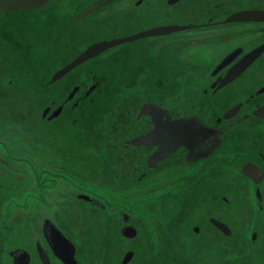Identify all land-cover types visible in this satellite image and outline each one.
<instances>
[{
  "label": "flooded vegetation",
  "instance_id": "1",
  "mask_svg": "<svg viewBox=\"0 0 264 264\" xmlns=\"http://www.w3.org/2000/svg\"><path fill=\"white\" fill-rule=\"evenodd\" d=\"M80 1L49 0L39 7L0 13V60L7 64L5 72L2 71L0 75V83L4 74H8V68H12L21 78L19 86L20 90L23 89L15 93L19 86H11L12 80L8 79L6 84L9 87L7 90L0 89V95H5L0 98H5L7 91L12 95L11 99L18 98L19 101L29 99V104L33 100L37 101L41 109L38 121H34L39 122L35 124L37 128L42 121L52 123L54 120L62 119L63 114H65L63 121L70 120L72 124L79 121L84 124L85 117L89 115L91 118L95 117L99 109L94 108L92 110L94 113H90L88 107L93 104L98 94L105 92L107 86L102 85L96 73L88 76L82 74V80L73 82L70 87H61L60 91L58 88L54 89V85L65 82L64 78L74 69L77 70L76 68L86 62H98L100 56L103 57L122 44L130 43L124 54H128V59H132L135 64L134 57L137 55L138 46L132 44L139 40L146 42L154 39L152 45L160 47L162 58L153 60L150 64H153L156 71L166 73L168 79L165 78L170 84L180 85L182 82L199 84L204 78V82L207 81L208 84L203 88L204 93L211 94L213 98L235 81L249 77L254 70L259 73V83L253 84L243 100L237 99L231 104L225 101L216 108V112L206 107L203 115L184 109L173 111L150 100L139 98L133 93L129 107H124L125 114L126 111L130 114L136 108L134 117L137 116L138 120L144 118V123L140 124L138 131L124 137L118 143L122 149L128 151L132 149L138 161L144 158L142 166H137L124 154L118 157L121 164L119 179L130 180L128 193L131 198L130 205L120 206V210H117L116 205L107 203L101 196L100 199L97 195L81 190L83 192L79 195L87 196L86 199L80 198L81 201L92 205L94 210L90 213L88 206L79 207L84 209L88 218L84 221L77 220L74 226L69 227L67 224L73 212L71 204H67V211H63L67 212L65 218L59 213L61 219L59 222L57 218L47 217L41 210L31 212L22 205L15 210L7 203V208L0 214V264H108L109 260L117 264H131L135 255L127 262H123L125 253L131 251L130 248L126 249L124 255H106L105 246L107 252L111 248L110 245L119 244V241L135 244L147 242L167 248L185 236L186 238L199 236L204 245L226 237L228 239L223 244L230 249L248 246V241L251 244L248 246L249 249L251 247L254 249L259 244L264 247V233L261 234L264 230V226L261 225V216L264 215V0L235 1V5L230 6H226L223 0H109L84 16L75 18L96 0H84L86 1L84 3ZM39 8L46 9V18L42 12L31 13ZM106 9L111 16H119L123 23L132 25L131 30L126 32L111 30L112 28L110 31L105 30L101 14ZM18 13L20 17L15 16ZM61 14L66 16L63 22L60 21ZM30 22L35 23L34 33L31 31ZM8 24H11L12 31H9ZM93 26L104 31L96 37H90L86 31L92 30ZM155 28L164 29L162 33L141 35L130 41L112 45L74 66L55 81L49 82L56 71L70 63L92 44L125 38ZM74 42L83 43L82 48L74 56L59 61V65L54 67L56 64L54 56L70 52ZM68 43L72 44L71 49H66L65 45ZM125 65L133 69L132 64ZM172 67L179 72L180 81L175 80L173 74H170ZM207 69L209 70L206 76ZM125 73L121 70L120 74L108 81L109 85L114 86L115 91L125 87L136 89L139 84L146 83L145 75L138 79ZM230 75L234 76L225 81L226 76ZM26 78L28 80H25ZM25 87H32L35 92L27 93ZM75 87L77 89L73 96L68 99ZM198 101L200 105L204 103L202 99ZM84 103L81 115L75 114L73 111L77 107L81 108ZM59 106L62 107L58 114L51 117ZM47 108L49 109L43 115ZM120 108L121 106L117 110ZM8 110L14 111L9 108ZM116 111L111 109L110 113ZM72 112L76 115L73 118L70 117ZM17 113L18 125L8 122L1 125L0 142L4 143L2 139L17 126L19 136L28 143L29 150L24 149L22 157L19 158L6 148L7 158L31 166L36 175L39 168L50 169V174H54L51 173L53 169L59 171L64 165L60 161L57 163L61 166L55 164L56 162L41 161L43 141L41 142L36 134L29 133L30 129L25 127L19 112ZM121 117L123 120L124 114ZM91 118H88L87 122ZM240 121L245 122V125H239ZM83 130L82 136L85 132ZM19 147L22 148L20 145ZM141 152L144 155H140ZM4 159L0 157V161L7 163ZM197 162L203 164L202 169L213 167V172L203 178L202 185L200 169L194 168ZM30 163H34L35 168ZM170 164L181 168L179 177L169 180V176H163L160 179L159 171ZM187 169L189 172H185ZM134 172H138L139 176ZM217 175L227 177L229 183L226 188L234 179L245 180L249 188L243 195L245 194L250 202H243L244 197L239 198V193H235L231 199L227 190L219 192ZM197 184L203 188L213 184L216 193L209 196L205 189H197L194 192ZM139 196L146 197L144 201L146 206L148 205L146 209L148 215L139 216L136 215L138 212L132 210L133 206L143 205L140 202L143 200L138 199ZM239 203L241 206L249 205L251 208L245 214L235 213L232 208L240 209ZM202 205L204 209L198 210L197 208ZM107 207L113 208L106 212L104 210ZM110 212L117 213L118 226L112 222L113 218L110 220L106 217ZM92 217L96 218L91 220ZM46 220L60 230L66 243L74 246L75 252L72 257L75 262L71 260L70 255H60L53 250L51 241L53 231L45 226L48 224ZM213 220L222 222L227 228L220 229ZM79 226H83V229ZM125 226L134 228L136 234L132 237L124 234ZM140 229L144 231L143 237H140ZM241 232L247 238L244 245L240 243H245ZM96 240L100 242L98 254H91L89 251L90 254L83 255L84 251L80 252L82 245L89 250L92 243L96 246ZM224 250L222 248L221 252ZM207 254L210 256L205 255V258H201L204 263L200 264H264V255L255 253L240 255V259L235 255L236 260L233 255H222L223 258L218 260L214 256L218 255L217 253ZM148 256L150 261L147 264H170V256L175 261L174 255ZM199 260L197 257L194 259L197 262ZM181 262L178 264H182Z\"/></svg>",
  "mask_w": 264,
  "mask_h": 264
},
{
  "label": "rangeland",
  "instance_id": "2",
  "mask_svg": "<svg viewBox=\"0 0 264 264\" xmlns=\"http://www.w3.org/2000/svg\"><path fill=\"white\" fill-rule=\"evenodd\" d=\"M235 1L254 2L258 0H223L226 6L235 5ZM64 2L69 4L66 1ZM80 2L84 3L86 1L81 0ZM40 12L44 14V18L47 17L45 15L46 9L39 8L38 10L31 11L32 14H38ZM108 12L109 11L106 9L101 14V20L104 23L105 30H109L110 28H112L111 30L121 32L131 30L132 25L129 26L128 24L123 23L124 21H121L119 16H111L112 14H109ZM15 16L20 17L21 15L18 13ZM65 18L66 16L61 14L60 21L63 22ZM30 23L32 28L31 31L34 33L36 28L35 23ZM8 27L9 31H12L11 24H8ZM103 31V29L93 26V29L86 31V33L90 37H96ZM153 40H148L146 42H140L139 40L137 43L132 44L138 46L137 55L134 57L135 64L131 61L132 59H128V54H124L125 50L130 47L128 46L130 43L122 44L115 49H112L103 57L100 56L98 62H86L81 67L76 68L77 70L74 69L73 72L69 73L68 76L64 78L65 82L54 85L53 88H58V91H60L61 87H70L73 82L82 80V74L88 76L90 74L93 75V73H96L100 77L99 79H101L103 86L107 85L105 92L98 94L95 97L93 104L91 103L89 105L90 107H88L90 113H94L92 111L94 108H96V110L99 109V111L95 117L91 118L90 115L89 117H85L84 124L81 121L76 124H72V121L70 120L68 122L63 121V118L65 117V114H63L62 119L59 118L52 123L42 121L37 128L35 124L39 122L34 121H38V115L40 116L41 109L39 103L33 100L32 103L29 104V99H24L23 101H19L18 98L15 100L11 99L12 95L6 91L7 96L2 99L0 98V127L6 122L18 125L19 118L17 112H19L20 119L25 123V127L30 129V131L28 130L29 133H31V135L36 134L40 137L41 142L43 141L40 151L41 161L47 163L56 162L55 164H59L57 162L60 161V163L64 165H62V167L59 164V166H61L59 171L53 169L54 171L51 173L54 174H50L48 169L39 168L37 176L31 166H27V164H23L14 159H8L6 156V148L10 153L19 158L22 157L24 149L29 150L27 148L28 143L20 138L18 127L15 126L14 131L16 132L11 131L6 138L2 139L4 143L0 142V157L3 159L5 158L4 160L7 162L4 163L3 161H0V214H3L2 211L7 208L6 204L10 203L11 209L16 210L22 205L31 212L34 210H41L47 217L52 219L57 218L60 222L61 219L59 213L64 216L67 213V204H71L73 212L70 215L69 223L67 225L72 227L76 224L77 220L84 221L88 218L87 213L83 211L84 209H79V207L84 208L85 205L88 206V208H90V213L94 210L92 205H88L87 202L81 201L79 194L83 191L90 192L92 195H97L98 197L101 196L107 203L116 205L117 208L115 209L117 210H120V206H129L131 200L128 196L130 180L119 179L118 172L121 171V164L118 162V157L124 154L125 156H128L130 160L134 161L137 166H142L144 160L143 158L138 161L132 149L128 151L127 149H122L118 146V143L124 137L138 131L137 129H140V124L144 123V118L138 120L136 118L137 116L134 117L136 108L130 112V114L127 113L128 111H126L125 114L124 107H129V100L133 97V93L139 98L150 100L173 111H181L184 109L186 111H196L203 115L206 107H210L211 110L214 109L216 112V108H219L220 104L225 101L226 103L228 102V104H231L237 99L243 100L250 88L253 87V84L259 83V73L254 70L249 77L235 81L229 88L222 90L213 98L211 97V94L207 95L204 93L203 88L208 86L207 81L204 82V78H202L203 81L201 80V83L199 84H187L183 82L180 83V85L170 84L167 82V74L156 71L152 66L153 64H150L151 61L160 60L162 58L160 47L156 46V44L152 45ZM82 46L83 43L78 42H74L73 48L70 43L65 45L66 49L72 48V50L68 53L54 56V60L56 59L54 67L59 65V61L74 56ZM125 64H132L133 69ZM6 66V62L0 60V75H2V71L5 72L4 68H6ZM121 70L126 72L125 75L130 74L138 79L145 75L146 83L139 84L136 89L133 87V89L125 87L124 89L115 91L114 86L109 85L108 81L114 79L120 74ZM176 70L175 67H172L170 69V74H173L175 80L180 81L181 76H179V72ZM208 70L209 69L205 72V75ZM15 72L14 69L8 68V74H4L1 79L2 82L0 83V89H8L9 86L6 84L8 79L12 80L11 86L13 87H18L21 84L22 80ZM25 80L28 79L26 78ZM24 89L30 94L35 92V89L32 87H25ZM19 90L20 86L16 88L15 93ZM22 90L23 89H21L20 92ZM1 96L5 95H0V97ZM18 96L19 94H17V97ZM201 99L204 100L202 105H200L198 101ZM87 105L88 104H86V106ZM120 106V110H117ZM80 107L81 108L77 107L73 112L81 115L85 103ZM8 108L13 109L14 111H7ZM103 109L106 110L103 111ZM111 109L117 111L111 114ZM122 111L123 113H121ZM73 112L70 115L71 118L76 116L73 115ZM138 113L139 112H137V115ZM123 114L124 119L122 120L123 117L121 116ZM88 118H91L89 119V122H87ZM238 124L245 125V122L240 121ZM82 130L85 131L84 136L81 135ZM237 133L239 134V132H236V134ZM81 136L83 139H81ZM19 145L22 148H20ZM224 145L226 146L227 143ZM31 155L33 156V151H31ZM140 155H144V153L141 152ZM30 164L35 168L34 163ZM202 165L203 164H200V162H197L194 165V168L200 169L201 185L203 183V178L207 174L213 172V167L208 166L205 169H202ZM218 170H220L219 167ZM180 172L181 168L178 165L170 164L159 171V178L161 179L163 176H169V180H174L179 177ZM185 172H189V169L185 170ZM225 172H227V170H225ZM134 173L136 176H139L138 172ZM210 181H212V179ZM217 181L218 189H220L219 192L222 193L223 190H227V194L231 199L235 193H239V198L241 196L244 197L243 202H250L249 198L245 194L243 195V193L249 188V185L245 180L241 181L234 179L227 188L226 185L229 181L226 176L217 175ZM201 185L197 184L194 192L197 189H205L209 192V196L216 193L212 186L213 184H210L211 186L207 188H203ZM101 197L99 198L101 199ZM147 206L144 201L142 206H133L132 210L138 212L136 215L145 216L146 214L148 215V212L146 211ZM203 207L204 206L202 205L197 209L200 210ZM111 208L113 207H107L104 211L109 212V209ZM249 208H251L249 205H244L241 206L240 209L232 208V210L235 213L240 212L241 214H245ZM64 210L66 211L63 213ZM54 213H56L55 216ZM106 217L110 220L113 218L112 222L118 226V223L116 222L117 213H107ZM95 218L96 217H92L91 220ZM67 225L63 224L65 227H67ZM261 225L264 226V215L261 216ZM79 227L83 229V226ZM262 233H264V230L261 231V234ZM143 236L144 231L143 229H140V237ZM241 236L244 238L245 243H240L241 245H244L247 242V238L242 232ZM196 238H186L185 236L184 239H179L176 243L169 245L167 248L160 247L162 245H151L147 242H137L135 244L119 241V244L115 243L109 246L111 247L109 252H107L108 249L105 246L104 252L106 255H124L126 249L130 248L131 251H134L133 255H135L130 262L131 264H147L150 261V256L148 255H174L175 261H173L172 256H170L172 262L169 261L170 264H178L179 261H182V264H194L198 261H194L196 257L200 258L199 262L196 264L204 263L201 258H205V255H209L207 253H210L211 255L217 253L218 255L214 256H216L218 260L223 258L222 255H233L235 260L237 259L235 255H238L239 259L240 255H250V253L264 255V247L261 244H259V246L257 245L254 249L252 247L249 249L248 246L251 245L250 241H248V246H241L239 249L232 247L233 249H230V247L224 246L223 244L225 240L228 239L226 237L218 238L216 242L207 243V245L202 244L203 240H199V236ZM90 246L91 249L89 250L85 245H82L80 252L84 251L83 255L84 253L90 254L89 251H91V254L99 253L100 242H97L96 246H94L93 243ZM222 248L225 249L223 253L221 252ZM110 250L112 252H110ZM225 251L227 253L224 254ZM148 258L149 260H147ZM109 261L110 263L108 264H117L113 260Z\"/></svg>",
  "mask_w": 264,
  "mask_h": 264
},
{
  "label": "water",
  "instance_id": "3",
  "mask_svg": "<svg viewBox=\"0 0 264 264\" xmlns=\"http://www.w3.org/2000/svg\"><path fill=\"white\" fill-rule=\"evenodd\" d=\"M49 0H0V13L2 12H7L11 11L13 9H20V8H34V7H39L44 4H46ZM109 2V0H96L95 2L91 3L89 6H87L85 9H83L75 18H79L84 16L85 14L95 10L96 8L106 4ZM164 28H155L152 30H148L145 32H141L135 35H131L125 38H120V39H112L110 41H103V42H98L95 44H92L89 46L87 49H85L82 53H80L78 56H76L70 63L56 71L53 76L51 77L49 82H53L56 79L60 78L63 74H65L67 71L71 70L74 66L78 65L82 61L92 57L93 55H96L100 53L101 51L105 50L106 48L115 45L120 42L124 41H130L136 37H139L141 35H148V34H158L162 33ZM234 75L226 76L225 81L230 80ZM77 87L73 89V91L69 94L68 99H70ZM62 106H59L51 115L56 116L58 112L60 111ZM49 108L45 109L43 115L46 114L47 110ZM229 115H224V117H228ZM80 198L86 199L87 196L85 195H79ZM48 224H46V227H50L52 229L53 234H52V246L53 250L56 251L60 255H70V258L73 262L72 255H74L75 249L74 246L71 243H66L65 237L62 235L59 229H57L51 222L46 220ZM213 222L222 230H225L227 226L223 224L222 222L218 220H213ZM132 230V231H131ZM124 234H126L129 237H132L136 234L134 228L130 226H125L123 227ZM130 231V232H129ZM133 255V251H128L125 253V256L123 258V262H127L130 260L131 256Z\"/></svg>",
  "mask_w": 264,
  "mask_h": 264
},
{
  "label": "trees",
  "instance_id": "4",
  "mask_svg": "<svg viewBox=\"0 0 264 264\" xmlns=\"http://www.w3.org/2000/svg\"><path fill=\"white\" fill-rule=\"evenodd\" d=\"M1 134H2V132L0 131V135H1ZM43 167H44V166H43ZM48 170L50 171V169H48ZM145 198H146L145 196H139V197H138L139 200H140V199L143 200V201H140L141 203L144 202ZM145 202H146V201H145Z\"/></svg>",
  "mask_w": 264,
  "mask_h": 264
}]
</instances>
